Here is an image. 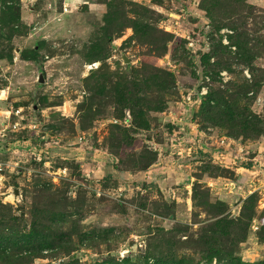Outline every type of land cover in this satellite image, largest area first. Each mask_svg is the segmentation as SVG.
<instances>
[{
	"label": "rangeland",
	"instance_id": "obj_1",
	"mask_svg": "<svg viewBox=\"0 0 264 264\" xmlns=\"http://www.w3.org/2000/svg\"><path fill=\"white\" fill-rule=\"evenodd\" d=\"M0 165V264H264V0H0Z\"/></svg>",
	"mask_w": 264,
	"mask_h": 264
},
{
	"label": "water",
	"instance_id": "obj_2",
	"mask_svg": "<svg viewBox=\"0 0 264 264\" xmlns=\"http://www.w3.org/2000/svg\"><path fill=\"white\" fill-rule=\"evenodd\" d=\"M39 80H41V78H39ZM14 193L16 194L17 193V190H14Z\"/></svg>",
	"mask_w": 264,
	"mask_h": 264
},
{
	"label": "trees",
	"instance_id": "obj_3",
	"mask_svg": "<svg viewBox=\"0 0 264 264\" xmlns=\"http://www.w3.org/2000/svg\"><path fill=\"white\" fill-rule=\"evenodd\" d=\"M237 262H239V263H237V264H242V262L241 261H237ZM241 262V263H240Z\"/></svg>",
	"mask_w": 264,
	"mask_h": 264
},
{
	"label": "built area",
	"instance_id": "obj_4",
	"mask_svg": "<svg viewBox=\"0 0 264 264\" xmlns=\"http://www.w3.org/2000/svg\"><path fill=\"white\" fill-rule=\"evenodd\" d=\"M0 169H1V165H0Z\"/></svg>",
	"mask_w": 264,
	"mask_h": 264
}]
</instances>
